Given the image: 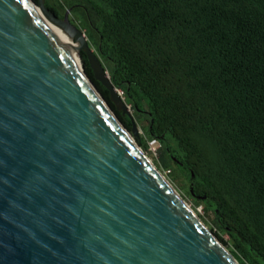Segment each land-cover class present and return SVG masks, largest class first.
Returning <instances> with one entry per match:
<instances>
[{"label": "water", "instance_id": "95a60500", "mask_svg": "<svg viewBox=\"0 0 264 264\" xmlns=\"http://www.w3.org/2000/svg\"><path fill=\"white\" fill-rule=\"evenodd\" d=\"M71 11L0 0V264H241L135 139Z\"/></svg>", "mask_w": 264, "mask_h": 264}, {"label": "trees", "instance_id": "16d2710c", "mask_svg": "<svg viewBox=\"0 0 264 264\" xmlns=\"http://www.w3.org/2000/svg\"><path fill=\"white\" fill-rule=\"evenodd\" d=\"M45 4L60 18L72 8L71 20L125 92L134 119L159 139L160 165L213 213L217 237L241 264H264V0ZM137 141L148 151L145 136Z\"/></svg>", "mask_w": 264, "mask_h": 264}, {"label": "rangeland", "instance_id": "374dc122", "mask_svg": "<svg viewBox=\"0 0 264 264\" xmlns=\"http://www.w3.org/2000/svg\"><path fill=\"white\" fill-rule=\"evenodd\" d=\"M85 32V31H84ZM73 42L75 43V39L73 40ZM129 104V103H128ZM132 111V109H131ZM133 113V111H132ZM136 123L138 125V132L140 135H143L145 136L147 139H149V131H148V128H147V124L144 120H139L137 121L136 120ZM144 124H146L144 126ZM132 132V131H131ZM135 139L137 140V137H135ZM147 152V154L153 159L155 165L163 172V174L172 182V184L176 187V189L180 192V194L182 195V197L186 200V202L188 204H190L193 209L195 210V212H197V214L199 215V217L202 219V221L208 226V228L216 235V229L213 225V219H214V215L213 213H207L206 210L204 209L203 205L202 204H199L198 200L192 196V195H189L187 193H185L179 186L178 184L173 180L174 178V174H175V170L172 169V172L171 170L169 169H164L161 165H160V162H159V155L158 154H155V153H152L150 151H145ZM159 153V152H158ZM214 228V229H213ZM217 236V235H216ZM224 238L226 240H228L229 242H231V239L229 237L228 234H224ZM226 246V245H225ZM228 248V246H226Z\"/></svg>", "mask_w": 264, "mask_h": 264}, {"label": "bare ground", "instance_id": "6f19581e", "mask_svg": "<svg viewBox=\"0 0 264 264\" xmlns=\"http://www.w3.org/2000/svg\"><path fill=\"white\" fill-rule=\"evenodd\" d=\"M50 23V25L56 30V32L64 39V41L66 42V43H70L72 46H73V48H74V51H75V54H76V56H75V61H76V64H77V66H78V68L80 69V71H82L83 72V65H82V59H81V57L79 56V54H78V51L76 50V46H77V44H78V42L75 40V43L73 42V38L72 37H70L63 29H61L60 27H58V26H56V25H54L53 23H51V22H49ZM146 153V155L148 156V158L150 159V161L151 162H153L154 163V161H153V159L147 154V152H145ZM155 164V163H154ZM161 171V170H160ZM162 172V171H161ZM163 173V172H162ZM185 200V199H184ZM186 201V200H185ZM187 203V202H186ZM187 205L190 207V209H192L193 210V212L199 217V215L197 214V212H195V210L193 209V207L190 205V204H188L187 203ZM200 218V217H199ZM201 219V218H200ZM202 220V219H201Z\"/></svg>", "mask_w": 264, "mask_h": 264}, {"label": "built area", "instance_id": "2783aa9c", "mask_svg": "<svg viewBox=\"0 0 264 264\" xmlns=\"http://www.w3.org/2000/svg\"><path fill=\"white\" fill-rule=\"evenodd\" d=\"M117 91H118L119 95L124 99V101L128 104V101H127L126 96H125V92L119 88H117ZM128 106L131 108L130 104H128ZM148 145H149L148 151L155 153V154H158L159 149L161 147V143H160L159 139L154 138V137H152V138L150 137L148 139Z\"/></svg>", "mask_w": 264, "mask_h": 264}]
</instances>
